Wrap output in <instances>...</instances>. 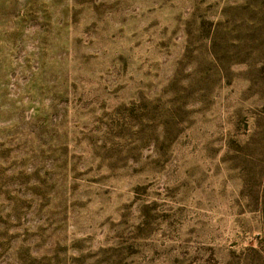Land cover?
I'll return each instance as SVG.
<instances>
[{"label": "rangeland", "instance_id": "374dc122", "mask_svg": "<svg viewBox=\"0 0 264 264\" xmlns=\"http://www.w3.org/2000/svg\"><path fill=\"white\" fill-rule=\"evenodd\" d=\"M0 264H264V0H0Z\"/></svg>", "mask_w": 264, "mask_h": 264}]
</instances>
